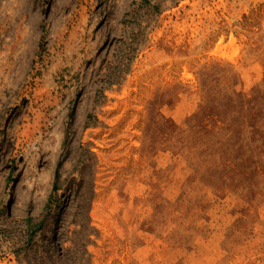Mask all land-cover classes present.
I'll list each match as a JSON object with an SVG mask.
<instances>
[{"label":"rangeland","instance_id":"1","mask_svg":"<svg viewBox=\"0 0 264 264\" xmlns=\"http://www.w3.org/2000/svg\"><path fill=\"white\" fill-rule=\"evenodd\" d=\"M0 264H264V0H0Z\"/></svg>","mask_w":264,"mask_h":264},{"label":"bare ground","instance_id":"2","mask_svg":"<svg viewBox=\"0 0 264 264\" xmlns=\"http://www.w3.org/2000/svg\"><path fill=\"white\" fill-rule=\"evenodd\" d=\"M259 7H261V5H260L259 3H255V4L253 5V8H259Z\"/></svg>","mask_w":264,"mask_h":264}]
</instances>
